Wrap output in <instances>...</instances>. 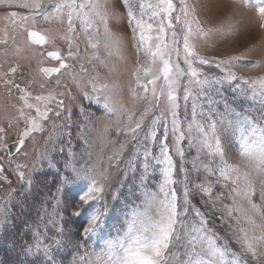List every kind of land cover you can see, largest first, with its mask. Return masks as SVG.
<instances>
[{
  "label": "snow or ice",
  "instance_id": "obj_1",
  "mask_svg": "<svg viewBox=\"0 0 264 264\" xmlns=\"http://www.w3.org/2000/svg\"><path fill=\"white\" fill-rule=\"evenodd\" d=\"M181 7L178 14L173 0H158L157 3H148L146 0H138L134 6L132 0H122L127 9L128 23L132 25V33L137 37L136 51L146 60H137V67L134 71L136 88L133 89L134 96L145 102V107L139 114L132 110L124 109L126 113V124L117 127V131L124 135L131 136L136 141V146L131 157L126 162V171L120 187L131 178L137 181L129 188V199L136 195L135 189L143 191L145 201L141 205L129 207L125 204V220L121 223V231L115 239L106 241L105 249L97 256L98 264H222L225 257H228L226 264H264V211L262 205L253 201L256 195V186L251 179V173L241 172L239 165L229 164L227 159L226 140L238 142L240 155L253 167V170L264 175V78H245L238 73L232 65H238L247 59L246 53L229 55L227 57L201 55L198 51L196 41L203 37L207 39L213 32H221L223 35H235L239 28L229 24L227 29L204 28L197 14V7L187 0H180ZM257 9L259 16L264 21V0H258ZM0 5L8 7H21L30 9L29 15H22L12 11L6 15L10 18H19L21 21L34 22L37 17L46 21H57L60 24L66 23V30L59 33L67 44L66 55H62L59 48L48 52V56L58 62V66L43 67L40 71L45 76L62 74V70L73 67L67 61L79 57V44L76 42L77 33L74 20L83 17V25L87 34L88 45L92 49H98L100 40L88 32L94 29L99 33L96 25L98 19L103 25L104 47L110 51L119 52L122 43L121 37L114 33L110 27V21H118L121 13L115 8L109 11L108 0H88V3H77V0H26L21 4H14L13 0H0ZM89 11H84L85 8ZM137 9L139 15H137ZM150 12V15H149ZM147 16V20H145ZM93 17L95 19H93ZM152 21H155V28ZM180 24L177 30L176 24ZM15 23V20H13ZM182 22V23H181ZM24 25L21 24V27ZM154 33V35H153ZM169 33L171 39L169 40ZM28 36L34 44H46L54 42L55 37L42 34L38 30H28ZM7 43L6 40L2 41ZM95 59H100L98 52H94ZM175 57V59H173ZM264 62V58L255 61V66ZM181 64L185 67H181ZM202 66L222 69L223 74L216 76L205 74ZM82 70L83 66H81ZM19 70V65L10 69L12 76ZM9 73H0V78L7 77ZM187 77L183 85V105H181L179 90L182 78ZM163 80V86L158 88L157 82ZM19 80L20 83L16 81ZM244 80L245 83L253 84L249 89L251 96L237 83ZM25 75L15 79H3L7 92L11 95L13 89L21 93L18 97V104H13L14 115H5L4 119L9 124H23L18 128V139L10 146L7 143L8 131L0 127V152L8 156L21 153L25 148L26 140L35 132L42 131L43 125L39 122L47 119L49 114L59 117L61 112L57 109L64 108V100L60 99L64 94L49 89L46 94L41 93L33 96L30 85L35 80H27ZM59 85V79L56 80ZM255 85L259 86L257 92ZM44 84L40 85L44 89ZM109 89L108 84H92V95L84 92L88 100H94L97 104L103 105L107 113L117 111L111 96L105 91ZM231 89L232 99L225 95ZM144 93L143 96L139 92ZM166 98L165 111H160V98ZM216 97H219L217 99ZM259 99L260 109L258 117L244 115L235 111L233 104L242 106L244 103H252ZM34 100L35 103H30ZM192 101L189 108V101ZM53 102L55 108L52 107ZM41 104L44 105L43 109ZM183 107V116L181 115ZM223 107V111L220 108ZM155 110L148 130L144 128L145 117ZM5 111H7L5 109ZM32 111L36 114L32 115ZM169 114L170 126H169ZM160 138L157 140V133ZM141 133L143 135L141 136ZM67 135L70 137L71 132ZM171 137V139H170ZM185 142L187 147H185ZM87 144V141H84ZM171 145V146H170ZM153 146L158 149L154 154ZM125 145L120 146V152L112 159L119 164L118 157L122 156ZM195 150L197 155L191 161V170L184 168V157L186 151ZM64 151L63 148L60 149ZM26 154V152L24 153ZM69 156H74L71 149ZM173 154L180 157L181 180L175 179L177 175L176 163ZM202 154H205L202 156ZM3 159V157H0ZM58 162L48 160L50 169L56 173V196L57 204H62L68 198V194L75 188L80 189L77 193L75 203L81 206V211L72 213L80 216L91 208L90 202L102 200L105 191L104 184L100 177L107 180L104 173H97L95 167L85 160L79 167L72 161H65L63 171L57 167ZM165 165L162 169L163 181L159 185V192L146 191L147 180L151 172L158 165ZM17 167H20L19 165ZM34 166V170H35ZM139 169V172H138ZM4 172V164L0 163V173ZM203 172L201 178L199 174ZM197 175L198 183L190 179L191 174ZM19 176L26 184V193L31 191L32 180H25L24 172ZM6 179V177H0ZM9 183H11L9 181ZM182 184L183 202L177 196L176 184ZM81 185H83L81 187ZM199 190L200 194L212 197L213 190L217 185L231 188L234 194L232 205H224V211L231 218L233 214L242 216L245 223L250 227H239L237 220V231L234 237L237 249L220 242L219 236L208 228V220L199 209L194 210L196 222L188 223L184 220L190 206V196L195 193L190 189ZM14 191V190H13ZM119 193L114 194L113 199H118ZM162 197V198H161ZM223 197V193L217 194V199ZM246 201L251 212L261 217L257 223L253 215L238 203L236 198ZM139 197H137L138 199ZM259 198L264 202V183H262ZM11 200L0 208V231H3L9 223L11 215ZM153 209V214L138 211L141 207ZM87 206V207H84ZM105 213L99 209L93 211L88 218L87 227L83 228L84 236H95L103 224ZM223 220L224 217L221 216ZM181 231L187 238L183 258L170 251L175 242L181 239ZM63 228L58 230V234ZM257 232L259 234H257ZM38 236V234H37ZM51 240L46 244L44 240L37 239L33 244L26 242L22 245L25 256H38L43 252L45 264H57L53 258V247L58 248L60 241L56 237H45ZM87 259V257L81 258Z\"/></svg>",
  "mask_w": 264,
  "mask_h": 264
},
{
  "label": "rangeland",
  "instance_id": "obj_2",
  "mask_svg": "<svg viewBox=\"0 0 264 264\" xmlns=\"http://www.w3.org/2000/svg\"><path fill=\"white\" fill-rule=\"evenodd\" d=\"M26 0H13L14 4H21ZM47 3L48 0H45ZM104 0H101L103 3ZM134 6L138 4V0H132ZM148 3H157L158 0H146ZM188 3L197 7V14L204 28L227 29L229 24L239 28V32L235 35H223L221 32H213L207 39L201 37L196 43L198 51L201 55L219 56L221 58L229 55H237L246 53L247 59L238 65H232L235 70L242 74L246 79L264 78V62L255 66V61L264 58V21L261 20L257 11L259 7L258 0H187ZM77 3H88V0H77ZM176 5L177 12L181 7L180 0H173ZM109 11L113 8L121 13L118 21H110V27L114 33H117L122 40L119 52L110 51L104 47V30L99 20L96 25L99 27L97 34L94 29L88 32L93 36H98L100 46L98 49H92L88 45L87 34L84 30L83 17L74 20L77 39L79 44V57L69 59L67 63L73 67L62 70V74H57L51 80L43 79L39 74L40 65L45 62L58 63L47 58L44 52L47 50H56L59 48L62 55H66L67 44L61 38L59 33L66 30V23L60 24L57 21H46L41 17L32 21H21L19 18H10L6 14L12 11L29 15L30 9L21 7H8L0 5V73H4L13 62L18 63L21 69L28 73L29 76L35 78V83L30 85V91L33 96L37 94H46L49 89L63 93L60 99L64 100V108L57 109L61 112L59 117L49 114L47 119L39 122L43 125L42 131L35 132L26 140L25 148L21 153H15L8 156L4 152H0V163L4 164V172L0 173V208L11 200V215L8 217L9 223L3 231H0V264H40L45 258L43 252L38 256H25L22 251V245L33 244L38 238L44 240L46 244H50L51 240L45 237H56L60 241L58 248L53 247V258L57 264H98L97 256L105 249L106 241L115 239L117 233L121 231V223L125 220V204L129 207L141 205L145 201L143 191L139 188L135 189L136 195L128 198L129 188L137 181H133L131 175L124 182V187H120L126 171V162L131 157L136 141L131 136L119 133L117 127H123L126 124V113L124 109L132 110L139 114L145 107L143 100L134 96L133 89L136 88V80L134 71L137 67V60H146L136 51L137 37L133 36L132 25L128 23L127 9L123 5L122 0H108ZM84 11H89L86 7ZM137 15H139L137 9ZM150 15V12H149ZM145 16V20H147ZM93 19H95L93 17ZM15 20V23L13 22ZM155 28V21H152ZM182 23V22H181ZM21 24L24 26L21 27ZM174 24L176 22L174 21ZM177 30L180 24H176ZM41 31L42 34L55 37L54 42L46 43L41 47L33 45L28 37L27 31L30 29ZM154 35V33H153ZM168 39L170 40V33ZM6 40L7 43L2 41ZM5 50V52L3 51ZM94 52H98L100 59H95ZM13 58V59H12ZM175 59V57H173ZM81 66H83L82 70ZM181 67L185 65L181 64ZM205 74H213L220 76L223 74L222 69L215 67L202 66ZM2 79V78H1ZM60 83L57 85L56 80ZM187 77L182 78L179 96L180 103L183 105V85L187 82ZM30 80V77L29 79ZM27 82V81H26ZM108 84L109 89L105 91L114 101L117 111L115 113H107L102 103L97 104L94 100H88L83 93L87 92L92 95V84ZM44 83L45 88L41 89L40 85ZM163 80L157 82L158 88L163 86ZM239 88L248 93L249 89L254 87L253 84L245 83L244 80L237 82ZM257 92L259 86L255 85ZM139 95L143 96L142 91ZM229 100L232 99V91L229 89L225 93ZM219 99V97H216ZM18 95H9L7 92H0V127H4L8 131L7 143L18 139V128H23V124H9L4 119L5 115H14L15 109L11 107V103L18 104ZM30 103H35L30 100ZM192 101H189V108ZM44 105L41 104L43 109ZM52 107L55 108L53 102ZM235 111L242 112L244 115L258 117V110L261 105L259 99L252 103H244L242 106L233 104ZM166 98H160V111H165ZM5 109L7 111H5ZM183 107H181V115L183 116ZM223 111V107L220 108ZM155 110L150 112L144 120V128L148 130ZM32 115L36 113L32 111ZM166 115H169L166 113ZM170 126V115H169ZM71 132V136L67 135ZM143 133H141V136ZM160 138V132L157 133V140ZM171 139V137H170ZM87 141V144L84 141ZM125 145L122 156L118 157L119 164L112 159L120 152V146ZM227 159L229 164L239 165L241 172L248 171L251 173V179L256 186V195L253 201L262 205L261 210L264 211V202L259 198L260 188L264 183V175L257 174L252 165L240 155L238 142L226 140ZM171 146V145H170ZM185 147L187 144L185 142ZM64 151L61 152L60 149ZM71 149L74 156H69L68 151ZM154 154H158V149L153 146ZM26 152V154H24ZM197 155L195 150L186 151L183 164L184 168L191 170V161ZM205 154H202L204 156ZM58 162L57 167L63 171L65 161H72L79 167L85 160L89 161L95 167L96 172L104 173L108 177L104 180L100 177L104 184L105 191L100 201L90 202L91 208L87 212H83L80 216L72 215V213L81 211L78 203L72 202L77 198L79 187L75 188L68 194V198L62 204H57L56 196V173L54 169H50L48 160ZM176 163L177 175L175 179L181 180L179 174L181 169L180 157L173 154ZM20 167H17V166ZM34 166L35 170H34ZM165 165H158L148 177L146 182V191L159 192V185L163 181L162 169ZM20 172H24V179L32 180L31 191L26 193V184L19 176ZM139 172V169H138ZM203 178L204 173L199 174ZM190 179L198 183L197 175L191 174ZM9 181L11 183H9ZM83 185H81L82 187ZM180 202H183V185L178 183L174 186ZM190 189L195 193L190 196V206L187 216L184 220L188 223L198 220L194 215V210L199 209L205 214L208 220V228L214 231L220 238V242L229 245L232 249H237L234 237L238 228L237 220L240 221L239 227H250L243 220L242 216L233 214L228 217L224 211V205H232L234 194L231 188H225L217 185L211 198L200 194L199 190ZM14 190V191H13ZM119 193L118 199H113L114 194ZM223 193V197L217 199V194ZM137 197H139L137 199ZM162 198V197H161ZM249 215H253L257 223L261 222V217L257 213H252L247 202L236 198ZM87 207V206H84ZM141 207L140 212H146L148 215L153 214V209ZM99 209L105 213L103 216V224L95 236H84L83 228L88 225L89 215ZM221 216L224 219H221ZM63 228V232L58 234V230ZM38 234V236H37ZM257 234H259L257 232ZM187 238L181 231V239L175 242L172 252L181 254L185 251ZM87 257V259H81ZM181 257V256H180ZM183 258V257H181ZM229 258L225 257L222 264H226ZM10 260V262L8 261Z\"/></svg>",
  "mask_w": 264,
  "mask_h": 264
},
{
  "label": "flooded vegetation",
  "instance_id": "obj_3",
  "mask_svg": "<svg viewBox=\"0 0 264 264\" xmlns=\"http://www.w3.org/2000/svg\"><path fill=\"white\" fill-rule=\"evenodd\" d=\"M27 37H28V31H27ZM28 39H29V38H28ZM43 45H44V44H43ZM38 46L41 47L42 45H36V47H38ZM2 51H3V50H2ZM49 51H51V50H48V51L46 50V51L44 52V55H45L47 58H48L47 54H48ZM3 52H5V50H4ZM12 59H13V58H12ZM49 59H51V58H49ZM51 60L54 61V62H56V60H53V59H51ZM17 65H19V64L13 62L8 68L5 69V72H4V73H9V75H8L7 77H2V79L0 78V92H3V91L7 92V87L4 85V83H3V79H7V78L15 79V77H18V76H20V75H25V77H26V81L29 79V77H30V80L35 79V78L29 76L28 73L24 70V68L21 69L20 65H19V70L15 73V76H12V74H11V72H10V69L13 68V67H16ZM54 66H58V63L56 64V63H50V62L46 63V62H45L43 65H40V69L43 68V67H54ZM40 69H39V74H40V76H42V78L45 79V80H47V79L51 80L52 77H54V76L57 75V74H53L52 76H45V75L40 71ZM26 81H25V83H26ZM16 82H17V83H20L19 80H17ZM42 84H44V83H42ZM44 88H45V87H44ZM7 93H8V92H7ZM11 95H12V96H13V95H18V97H19V96L22 95V94L19 93V92H17L15 89H13ZM17 101H18V100H17ZM12 105H13V102L11 103V107H12ZM14 141H15V140L9 142L8 144H10V143H12V142H14Z\"/></svg>",
  "mask_w": 264,
  "mask_h": 264
},
{
  "label": "trees",
  "instance_id": "obj_4",
  "mask_svg": "<svg viewBox=\"0 0 264 264\" xmlns=\"http://www.w3.org/2000/svg\"><path fill=\"white\" fill-rule=\"evenodd\" d=\"M172 250H173V248L170 249V251H172ZM8 261L10 262V260H8ZM36 264H37V263H36ZM42 264H43V262H42Z\"/></svg>",
  "mask_w": 264,
  "mask_h": 264
},
{
  "label": "water",
  "instance_id": "obj_5",
  "mask_svg": "<svg viewBox=\"0 0 264 264\" xmlns=\"http://www.w3.org/2000/svg\"><path fill=\"white\" fill-rule=\"evenodd\" d=\"M30 39V38H29ZM30 41H31V39H30ZM32 42V41H31Z\"/></svg>",
  "mask_w": 264,
  "mask_h": 264
}]
</instances>
